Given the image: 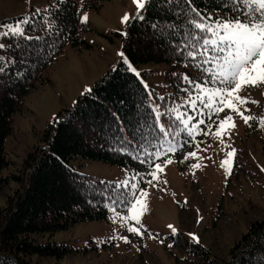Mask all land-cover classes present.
Returning <instances> with one entry per match:
<instances>
[{
  "label": "trees",
  "instance_id": "1",
  "mask_svg": "<svg viewBox=\"0 0 264 264\" xmlns=\"http://www.w3.org/2000/svg\"><path fill=\"white\" fill-rule=\"evenodd\" d=\"M105 1L58 0L39 11L30 10L20 16V19L29 21L23 25L25 36H2L1 43L10 46L0 49V57L6 61L0 62V67L5 69L0 72V187L11 178L3 176L2 170L10 163L5 154V141L12 132L15 113L21 110L26 95L37 87V83H45V69L62 52L65 44L90 46L82 38V33L90 30L91 25L79 18V11L97 10ZM231 2L228 0L229 4ZM193 4L208 13L211 19L236 15L222 5V0H193ZM144 15L145 21H137L134 17L127 27V35L118 34L123 39L125 55L140 71L147 88L134 74L125 72V66L119 59L93 84L91 93L84 92L44 127L40 144L27 154L21 164V175L13 176L18 180V186L6 195L4 204L0 206V264H62L74 246L64 242H43L36 236L54 234L84 221L108 219L112 211L106 205L119 200L121 193L130 191V188L116 182L79 172L73 159L103 160L120 165L133 175L142 174L154 170V164L142 161L163 164L169 144L182 142L179 143L180 154L198 136L197 133L190 136L176 118L178 109H182L184 118L188 115H192L194 121L201 118L188 104L197 90L181 80L180 75L187 74L211 87L209 74L197 66L202 56L198 55L196 61L188 60L185 66L184 57L171 50L180 41L191 46V33L197 30L186 25L183 18L174 19L175 9L167 12L146 5ZM184 15L199 19L195 13L185 12ZM152 23L157 27L152 28ZM169 23H176L177 27L171 29ZM28 35L32 39H28ZM200 44L202 40H197L198 53L203 51ZM206 47L211 49L213 46L209 44ZM154 63L169 65L166 79L172 89L170 95L177 99H159V90L147 80L155 70L146 66ZM117 67L119 72L114 71ZM118 88L124 89L119 95ZM186 89L192 91L186 94ZM119 98L125 100L124 105L116 103ZM153 102L164 108L160 107L159 120L151 112ZM110 110H118L125 124L132 121L134 113H138L133 126L128 129L130 136L121 138L117 134ZM204 120L205 124L199 126L206 127L210 122L214 126L215 114L211 121L207 115ZM161 124L165 125L163 131ZM157 151L161 153L159 157L155 155ZM137 178L140 181L139 175ZM147 185L140 182L141 187ZM115 207L118 211L126 209L121 203ZM196 254L204 260L202 264H264V217L251 223L248 232L223 258L203 246H199Z\"/></svg>",
  "mask_w": 264,
  "mask_h": 264
},
{
  "label": "rangeland",
  "instance_id": "2",
  "mask_svg": "<svg viewBox=\"0 0 264 264\" xmlns=\"http://www.w3.org/2000/svg\"><path fill=\"white\" fill-rule=\"evenodd\" d=\"M57 1L0 0V32L8 31L3 25L23 21L20 16L30 10H40ZM84 13L88 15L91 30L83 32L82 36L90 46L65 44L62 52L45 69V83H37V87L26 95L21 110L14 115L12 132L5 141V154L10 163L2 170L3 176L11 178L0 187V206L6 195L18 186V180L13 176L21 175V164L40 144L44 127L115 66L118 53L124 52L123 39L118 33L126 32L137 9L133 0H106L98 10H80V18ZM126 13L131 17L127 23L122 22ZM1 39L2 36L0 43ZM146 67L155 70L147 80L159 90L160 96L177 99L170 95L172 89L166 79L169 65L154 63ZM240 95L248 98L241 110L255 119L246 124L239 114L225 108L216 116L214 128L210 131L199 126L203 131L197 132L198 136L190 141L191 146L180 154L178 149L182 142L167 146V157L171 162L164 160L162 171L158 172L159 179L153 180L152 185L143 186L148 196L140 225L135 221L122 225L120 218L111 212L108 219L84 221L54 234L36 237L43 242H64L74 246L62 264H202L204 260L196 254L199 246L223 258L248 232L250 224L264 217V126L259 120L264 117V83L246 86ZM182 102L185 103V99ZM202 103L197 101V116ZM225 114L233 116L235 127L218 138L215 135L218 121ZM170 147L176 151L169 152ZM233 148L236 151L229 173L221 167V161ZM192 151L198 155L185 158ZM196 163L200 167L192 168ZM73 164L81 173L120 185L119 182L125 180L138 182L136 174L133 180L134 175L126 168L103 160L75 158ZM118 212L127 215V209ZM128 223L142 226L144 235L129 233ZM169 224L177 229V233H172ZM189 233L199 237V244ZM120 236H127L130 242L119 239Z\"/></svg>",
  "mask_w": 264,
  "mask_h": 264
},
{
  "label": "snow or ice",
  "instance_id": "3",
  "mask_svg": "<svg viewBox=\"0 0 264 264\" xmlns=\"http://www.w3.org/2000/svg\"><path fill=\"white\" fill-rule=\"evenodd\" d=\"M133 3L136 5L137 9L135 16V20L137 21H145L146 16L144 15V11H146V5L167 12H171L175 9L176 16L174 19L183 18L186 25L194 27L197 30V32L191 33L193 36V43L191 46L187 45L185 41H180L171 50L184 57L186 62L185 66H187L188 60L196 61L198 55L203 57L197 66L203 69L204 73L209 74L208 83L212 85L211 87L206 83L197 82L195 78H190L187 74L180 75L181 80L185 81L187 84L193 85L197 90L195 99L189 98L188 100V104L192 109L194 111L196 110L197 101L203 102L198 113L200 117L207 115L209 121H211L213 113L219 116V114L227 108L230 109L231 112L239 114L246 124L255 119V117L251 115H245L244 111L241 110V106L247 103L248 98L244 95H240V93L246 86H255L264 83V0H232L231 4L228 3V0H222V5L230 8L231 12L236 13V15L220 16L215 19H211L208 13H204L195 7L193 0H133ZM165 5H167V8H165ZM37 11H39V9ZM185 12L188 14L195 13L196 17H199V19L195 17H186L184 15ZM81 19L86 22L88 20L87 13H84ZM130 19V15L126 13L122 17V22L127 23ZM28 23V19L25 18L23 21H17L15 24L3 25L8 31L0 32V36H25L26 29L23 25ZM48 27L51 28L52 25L49 24ZM151 27L156 28L157 24L152 23ZM168 27L175 29L177 25L176 23H169ZM201 33H207L208 35H200ZM124 35H127V33H124ZM169 35H171V33H169ZM27 38L32 39L30 35H28ZM197 40H202V44H200L199 47L203 49V51L199 53L196 50ZM209 44L213 46L211 49L206 47ZM181 45H183V47H181ZM9 46L8 44L0 43V49ZM212 53H215V55H212ZM118 57L125 66V72L134 74V76L139 79V82L147 88V84L141 78L140 71L133 66L125 53L119 52ZM0 62H6L5 58L0 57ZM207 64H211L212 67L205 68L204 65ZM4 70L3 67H0V72ZM114 71L119 72V68H115ZM17 75H20V73H17ZM87 91L91 93V89ZM122 91H124V89L118 88V95ZM185 91L187 94L192 90L186 89ZM159 99L164 100L165 97L160 96ZM252 102L256 103V101ZM116 103L124 105L125 100L119 98ZM160 107L159 104L153 103L151 108V112L154 113L155 119L157 120L161 119ZM136 114L138 113L133 114L132 121H130L129 124H125L118 110H110V115L115 121L116 132L121 138L125 137V135H131L128 129L133 126ZM176 118L185 126V130L188 131L190 136H194L195 133L203 131V129L199 127V125L205 124L203 118H200L198 122H196L192 115H188L187 118H184L183 113L179 111L176 112ZM259 120L261 126H264V117H260ZM190 122H192L191 127H189ZM110 127H112L111 124ZM206 127L211 128V122L208 123ZM234 127L233 116L231 114H225L224 117L218 121L215 135L219 138L224 132L230 131ZM164 128L165 125L161 124L162 131ZM204 134L207 135L208 133L205 132ZM132 139H135V137L133 136ZM220 142L221 144L225 143L223 139H221ZM196 147H199V145H196ZM120 150L124 149L121 148ZM168 151L175 152L176 149L170 147ZM235 151L234 148L228 151L226 158L221 161V167L229 173L233 165ZM155 155L159 157L161 155L160 151H157ZM197 155V152L192 151L188 152L185 158ZM165 160L166 162H171L170 157L166 156ZM142 162H147L150 165L154 164V170L136 174L140 176V181L136 183H130L128 180L119 182L123 187L130 188V191L121 193L119 200H112L110 205H106L115 216L120 218L122 225L128 221H135L136 225H140V217L146 208L145 198L148 196V191L140 186V182L152 185L153 180L159 179L158 172L162 171L161 163H154L153 161L147 160ZM191 167L198 168L200 164L196 163ZM136 175L133 176V180L136 179ZM148 176H150L151 179H145V177ZM117 203H121L125 206L127 215H122L116 210L115 205ZM141 227L142 226H134L128 223L127 231L142 236L144 233ZM168 228L171 229L173 234L177 233V229L173 225L169 224ZM188 235L199 244V237L195 233H189ZM119 239L124 240L126 243L130 242L127 236H120Z\"/></svg>",
  "mask_w": 264,
  "mask_h": 264
}]
</instances>
